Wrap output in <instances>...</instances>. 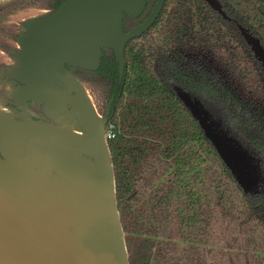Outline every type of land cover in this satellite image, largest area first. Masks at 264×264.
<instances>
[{"label": "trees", "instance_id": "obj_1", "mask_svg": "<svg viewBox=\"0 0 264 264\" xmlns=\"http://www.w3.org/2000/svg\"><path fill=\"white\" fill-rule=\"evenodd\" d=\"M219 1L227 16L207 0H165L126 41L123 56L101 45L94 67L65 62L78 76L98 77L104 90L100 112L112 132L107 143L129 264H264V189L245 191L178 93L200 98L264 171V66L239 27L264 45V0ZM65 2L16 6L58 11ZM157 2L142 0L136 14L123 10L122 34Z\"/></svg>", "mask_w": 264, "mask_h": 264}, {"label": "rangeland", "instance_id": "obj_2", "mask_svg": "<svg viewBox=\"0 0 264 264\" xmlns=\"http://www.w3.org/2000/svg\"><path fill=\"white\" fill-rule=\"evenodd\" d=\"M16 1L0 0V5L15 3L0 11V147L4 148L0 155V200L98 263L112 264V255H116L114 235L100 220V212L72 201L76 191L93 198L78 171L67 165H60V171L58 161L34 152L56 149L80 154L85 146L61 130L81 129L72 113L76 87L68 81L46 77L24 45L27 38L34 36L36 24L56 11L16 6ZM141 4L142 0H137L136 9L130 13L136 14ZM122 11L120 8L121 16ZM151 15L139 24L129 23V33L143 27ZM75 75L84 86V100L105 120L100 112L105 101L99 78ZM82 137L86 138V133ZM86 140L95 144L88 136Z\"/></svg>", "mask_w": 264, "mask_h": 264}, {"label": "water", "instance_id": "obj_3", "mask_svg": "<svg viewBox=\"0 0 264 264\" xmlns=\"http://www.w3.org/2000/svg\"><path fill=\"white\" fill-rule=\"evenodd\" d=\"M207 1L213 8L227 16L219 0ZM164 2L165 0H158L149 22L125 36L119 27L120 8L133 12L137 0H66L55 14L39 21L34 28V36L24 41L26 49L34 55L46 77L65 80L76 87L75 112L82 122L92 126L93 133L90 134L89 129L87 133L95 140V144H89L87 138L79 134L64 128L63 130L70 137L84 142L87 149L94 148L97 151L102 172L95 171L87 165L83 157L70 151L34 152L58 161L56 166L60 171V165H67L77 170L80 178L83 171H92L97 176L93 184L96 199L89 201L85 195H79L76 191L73 193L72 201L81 207L92 206L100 212V220L114 235L116 255H112V264H129V261L115 196V177L110 151L107 137L106 139L104 137L105 120L94 113L84 100V86L81 80L68 70L65 62L94 67L99 60L98 46L101 45L116 46L119 55L123 56L126 41L155 19ZM239 27L264 66V45L260 37L242 24H239ZM178 93L199 120L206 135L245 191L263 190L264 171L260 158L228 130L221 127L220 122L213 117L200 98L180 87ZM0 254L20 264H100L82 249L38 225L2 200H0Z\"/></svg>", "mask_w": 264, "mask_h": 264}, {"label": "flooded vegetation", "instance_id": "obj_4", "mask_svg": "<svg viewBox=\"0 0 264 264\" xmlns=\"http://www.w3.org/2000/svg\"><path fill=\"white\" fill-rule=\"evenodd\" d=\"M74 118L77 121L79 127L86 133V138H87V129H89L90 134L93 133V129L92 126L89 123H85L82 122L78 116L76 115L75 112H73ZM88 127V128H87ZM65 129V128H64ZM77 130V129H76ZM89 138V136H88ZM82 145L85 146L83 148L84 151H82L80 154H78L81 158L83 157L85 159V161H87V165L91 166L95 171L97 172H102V168H101V163H100V157L98 156V154L96 153L97 151L94 148H90L87 149L86 145L84 142H82ZM83 176H82V180L87 184L88 188L90 189L91 193L93 194V198H88L87 199L90 200H95L96 196H95V191L93 188V184L95 183L97 176L92 172V171H83Z\"/></svg>", "mask_w": 264, "mask_h": 264}, {"label": "bare ground", "instance_id": "obj_5", "mask_svg": "<svg viewBox=\"0 0 264 264\" xmlns=\"http://www.w3.org/2000/svg\"><path fill=\"white\" fill-rule=\"evenodd\" d=\"M71 131L76 133V134H80L82 136H84V133H85L81 129L80 130L71 129ZM0 264H20V263H18L15 260H12V259L0 254Z\"/></svg>", "mask_w": 264, "mask_h": 264}, {"label": "built area", "instance_id": "obj_6", "mask_svg": "<svg viewBox=\"0 0 264 264\" xmlns=\"http://www.w3.org/2000/svg\"><path fill=\"white\" fill-rule=\"evenodd\" d=\"M112 135L111 130H107V138L110 137Z\"/></svg>", "mask_w": 264, "mask_h": 264}]
</instances>
